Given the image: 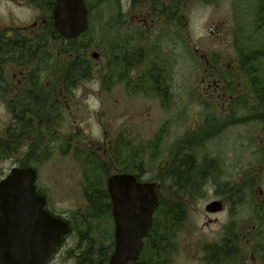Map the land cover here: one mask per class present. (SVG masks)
I'll return each mask as SVG.
<instances>
[{
    "label": "rangeland",
    "instance_id": "1",
    "mask_svg": "<svg viewBox=\"0 0 264 264\" xmlns=\"http://www.w3.org/2000/svg\"><path fill=\"white\" fill-rule=\"evenodd\" d=\"M172 1L176 4L181 2L183 6L180 11L183 15L182 31H179L180 15L175 11L176 21H173L168 34H164L162 26L156 30L146 29L138 47L132 38L131 25L123 24L121 20L122 10H125L121 7L125 5L118 4V1L109 2L107 17L103 21L99 13L94 15L88 44L79 42L77 49L90 43L94 48L75 57L76 61H83L81 63L86 65L88 72L75 76V88L70 91L71 97L66 98L68 101L64 102L69 107H64L59 119L58 136L53 139L51 133H44L40 183L57 213L75 215L79 210H90L85 226L75 223L76 233L91 238L95 251L111 250L114 245L113 221L108 214L101 212L106 209V200L100 202V208L93 209L90 203L87 205L85 196L87 191L91 193L92 184L96 185L97 181L101 182L97 189H106V179L113 173L112 164L108 161L104 163L99 156L97 160L92 159L89 170L93 176L86 179L89 173L83 163L87 159L83 151H90V148L97 151L98 145H102L103 141H114L118 133H121L125 141L122 146H125L137 133L141 176L144 180L158 183V194L167 201H179L186 206V219L176 237L179 252L173 254L170 264H230V243L235 239L236 252H240L244 241L240 231L245 225L250 227L260 220L254 212L259 208L261 199L254 191L259 186L264 195V168L261 172L259 168L264 155L258 142L261 133H264L263 122L255 120L256 116L250 114L249 106L243 107L245 110L238 108L233 125L223 132L225 134L219 142L212 139L189 151L193 156L190 166L197 174L200 173L202 181L188 198L174 186L176 179L173 173L179 174L180 169L165 170L163 160L170 150L169 136L178 134L173 132L197 127L194 119L207 116V105L202 109L196 98L200 79L196 49L200 53H216L229 63L239 58L244 49L247 48L245 53L250 54V47L255 48V66L259 68L264 85V32L257 29V16L264 9V0ZM101 28L107 29L109 34L106 52L101 51L99 46ZM114 43L121 46L119 53H111ZM134 53L141 56V85L146 86L148 68L155 73L158 67L166 70L167 81L176 91V102L172 106L169 102L163 105L151 96L154 91L149 87L141 89L139 97L132 95ZM93 54H97L98 58L93 59ZM120 62L122 66H119ZM244 76L241 80L235 78V85L242 81L244 89L243 80H246L248 88L245 89L249 93L253 84ZM105 82L113 88L108 96L103 93ZM180 85L184 89L181 96L178 92ZM236 94L238 96L239 92L236 91ZM180 107L185 109L183 116L179 115ZM179 117L181 121L178 122ZM163 129L170 133H159ZM200 152L202 156L198 154ZM217 159L218 164L215 162ZM241 176L248 178L253 189L243 203L234 201L231 190L233 181ZM175 196L179 197L178 200L174 199L177 198ZM212 201L222 202L223 211L206 213L205 207ZM256 232L261 234L262 230L257 229ZM253 241L258 246L263 242L261 238Z\"/></svg>",
    "mask_w": 264,
    "mask_h": 264
},
{
    "label": "flooded vegetation",
    "instance_id": "2",
    "mask_svg": "<svg viewBox=\"0 0 264 264\" xmlns=\"http://www.w3.org/2000/svg\"><path fill=\"white\" fill-rule=\"evenodd\" d=\"M69 1L62 2L69 4ZM117 1L118 4L125 5H120L126 10H122L121 20L123 24L131 25L132 38L137 47L146 29L156 30L162 26L164 34H168L173 21H176L175 11L180 15L179 31H182L183 15L180 11L183 6L181 2L176 4L172 0H82L87 12V30L75 39L63 37L55 27L59 0H0V122L3 123L0 125V185L8 181L16 170H33L35 194L45 198L44 210L53 218L61 219L69 225V231L61 244L42 264H90L91 254L94 253L95 258L99 255L92 239L80 236L75 231V223L83 224L78 225L80 227L85 226V218L91 211L79 210L75 215L57 213L51 207L49 196L40 181L44 163V133H51L53 139L58 136L61 113L64 107H69V104L64 102L68 101L66 98L71 97L70 91L75 88V57L94 48L91 43L83 45L82 49H77V45L79 42L88 44L94 15L99 13L103 21L107 17V4ZM63 15L69 16L70 13L65 12ZM99 34L100 49L106 52L108 31L101 28ZM195 54L200 63L197 104L202 109L207 105V116L194 119L197 127L194 126L189 131L184 129L173 132L178 134L169 136L170 150L163 160L167 171L193 168L190 166L193 156L189 151L194 150V146L201 147L212 139H218L219 142L225 134L223 132L233 125L238 108L245 110L243 99L246 100L245 88H248L246 80H243L244 89L242 81L236 84L238 89L235 86V78L241 80L245 77V67L240 64L242 59L237 58L225 63L224 57L216 53H200L196 49ZM140 61L141 56L134 53L132 95L139 97L141 89L149 87L154 91L150 93L151 96L163 105L169 102L172 106L176 102V91L172 88V83L167 81L164 74L166 70L158 67V72L155 73L148 68L145 75L146 86L141 85ZM102 87L105 96L113 89L107 82L103 83ZM236 91L239 92L238 96L243 98L238 97ZM178 92L179 96L183 94V85H180ZM209 104L211 107H208ZM184 112L185 109L180 107L179 115L183 116ZM107 133L105 129L106 136ZM159 133L170 132L163 129ZM259 138V150L264 155V133H261ZM128 142L131 143L122 146L125 141L121 133H118L114 141H103L102 145H98L97 151L90 148V151H83V156L90 162L92 159L97 160L96 157L99 156L104 163L108 161L112 164L113 173L107 177L106 182L109 177L117 174L133 175L139 183L154 182L144 180V176L138 171L137 133H134ZM55 144L54 140L53 146ZM198 154L202 156L201 152ZM215 162L218 164V159ZM259 168L260 172L264 168V156ZM233 182L231 190L234 201L243 203L253 193L252 185L248 183L246 176H241ZM105 190L107 192V189ZM254 194L261 199L259 208L254 212L260 220L250 227L245 225L240 231L244 239L239 248L240 252H236L235 239L230 243V264H264V195L259 186ZM96 196L86 195L87 205L89 200ZM105 200L106 209L101 212L108 214L113 221L108 192ZM221 204L223 205L222 202ZM246 227L250 230H245ZM257 229L262 230L261 234L256 232ZM258 238L263 240L259 246L253 241ZM113 251L114 245L108 253V262Z\"/></svg>",
    "mask_w": 264,
    "mask_h": 264
},
{
    "label": "water",
    "instance_id": "3",
    "mask_svg": "<svg viewBox=\"0 0 264 264\" xmlns=\"http://www.w3.org/2000/svg\"><path fill=\"white\" fill-rule=\"evenodd\" d=\"M62 1L55 13V27L63 37L75 39L87 30V12L82 0ZM33 184L34 171L28 169L14 171L0 185V264H42L69 231L66 222L44 210L45 198L35 194ZM106 189L115 225L114 251L108 264H132L139 258L159 205L158 184L117 174L109 177ZM222 211L219 201L205 207L208 214Z\"/></svg>",
    "mask_w": 264,
    "mask_h": 264
},
{
    "label": "trees",
    "instance_id": "4",
    "mask_svg": "<svg viewBox=\"0 0 264 264\" xmlns=\"http://www.w3.org/2000/svg\"><path fill=\"white\" fill-rule=\"evenodd\" d=\"M257 29L264 32V9L257 16ZM250 48L252 50L250 54L245 53L248 51L246 48L244 52L239 55V58L242 59L240 64L245 67V75L247 79L250 80V83L252 81L253 84L251 92L249 90V93H246V100L243 99V101L245 107H250V114L256 116L255 120L261 121L264 124V85H262L263 80L258 72L259 68L255 66V62L257 61V56L253 54L255 48ZM120 49L121 46L114 43L111 53H116V51L119 53ZM81 62L83 61L75 60V76L83 75L88 72L86 65ZM119 64V66L123 65L122 62ZM83 163L88 167L86 170H88L89 176L85 177L89 179L93 176L92 172L89 170V165H91L92 162L84 160ZM138 170L139 172L141 171L139 168ZM173 174L176 179L174 186L179 189V192H184L186 198L193 195L194 189L197 188L198 184L202 181L200 173L197 174V171L193 168H187L184 169V171L180 170L179 174ZM99 184L101 185L99 181L96 182V185L93 183L91 193L87 191L86 194L87 196L97 195L95 198L89 200L93 209L100 208V202L105 200L107 194L106 190L97 189ZM175 197L177 198L174 199L178 200L179 197ZM185 207L186 206L180 204L179 201H167L164 197L159 195V205L155 211L150 230L145 237L144 246L138 260L133 264H170L173 254L179 252V243H177L176 237L186 219ZM108 251L111 250L108 249ZM108 251L99 250L98 258H95L94 253H92L90 264H107L108 254H106V252L109 253Z\"/></svg>",
    "mask_w": 264,
    "mask_h": 264
}]
</instances>
